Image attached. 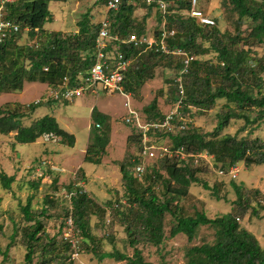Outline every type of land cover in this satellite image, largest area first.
<instances>
[{
    "label": "trees",
    "instance_id": "trees-1",
    "mask_svg": "<svg viewBox=\"0 0 264 264\" xmlns=\"http://www.w3.org/2000/svg\"><path fill=\"white\" fill-rule=\"evenodd\" d=\"M68 0H0L4 17L19 23L21 31L28 28L31 43H19L17 33L0 43V93L21 92L25 82H39L50 87L58 85L60 80L71 77L72 80L86 72L94 62V39L99 23H93L86 13L78 23L76 32L49 30L48 22L53 21L50 9L52 2L62 3ZM169 3L167 29L175 30L174 36L168 39L172 50L183 49L194 56L185 75L184 112L196 108L206 112L213 108L218 100H225L222 110L217 113V126L211 133H204L190 121L187 128L174 134H160L167 137L169 145H184L189 151L207 150L214 156V165L229 171L239 162L248 167L264 165V140L259 137L240 136L248 127L253 132L264 121V0H221L224 12L232 17L233 31L221 30L219 19L215 25L200 24L188 14L191 0H164ZM105 3L107 0H102ZM173 3L174 6L170 4ZM146 6L145 0H121L117 11H110L113 32L121 36L146 33L147 16L141 20L134 17L138 6ZM199 7L206 12V9ZM157 10L158 28L161 32L163 14ZM249 21L247 35L241 28ZM155 34V35H157ZM257 48H263L259 54ZM119 49L126 57H134L135 63L125 74L123 88L125 92H134L155 77L158 67H169L175 64L180 71L183 67L181 58L154 50L142 51L132 45H121ZM213 53L211 59H203ZM48 67V70H44ZM171 80L170 82H172ZM175 94L172 98L175 101ZM42 104V103H41ZM40 104L5 103L0 106V133L14 134L17 143H34L44 133H54L62 143L73 146L75 136L63 129L56 117L46 114L34 117L31 123L25 120L33 116ZM146 120L162 117L158 109L157 98L144 107ZM95 125L91 127L90 141L85 161L99 164L110 142V116L93 109ZM243 120V126L235 134L223 133L230 120ZM159 138V139H160ZM137 146V153L132 158L125 157L120 163L123 186L127 205L121 208L115 204L100 205L83 187L76 183L67 185L71 214L74 224L82 239L85 252L92 253L99 260L106 258L124 264H154L145 260L142 250L137 246L140 241L160 246L166 237L186 235L192 240L200 226H210L215 230L213 243H203L190 247L186 252L185 264H264V246L257 237L238 222V211H245L251 204L252 192L242 185L231 182L236 200L232 211L226 214L209 217L205 212L194 210L187 213L181 200L188 196L193 184L208 185L199 177L200 166H179L176 160L166 159L151 161L143 180L133 175L130 166L141 162L139 149L142 133L137 129L128 137ZM161 142V141H159ZM81 170V168H79ZM165 170V174L163 171ZM15 175H8L0 170V182L4 190H11ZM57 184V179L52 181ZM40 180L31 182L38 188ZM58 190V187H55ZM214 197L221 199L216 186L211 188ZM2 198L0 197V204ZM49 204L56 200L46 196L40 209L32 205V197L25 204H20L23 220L14 224L10 241L5 248L0 246V264H11L10 250L17 239L25 248L22 264H73L69 260L70 244L61 234L50 235L46 229ZM110 204V203H107ZM108 209L117 216L124 226L128 244L133 248L132 255L114 248L112 251H101L100 239L93 233L91 217L98 215L104 218ZM0 205V213H1ZM256 212V210H253ZM257 213V212H256ZM170 215L172 226L166 234V218ZM3 225L0 224V233ZM113 242V239H111ZM165 264V263H164Z\"/></svg>",
    "mask_w": 264,
    "mask_h": 264
},
{
    "label": "rangeland",
    "instance_id": "rangeland-1",
    "mask_svg": "<svg viewBox=\"0 0 264 264\" xmlns=\"http://www.w3.org/2000/svg\"><path fill=\"white\" fill-rule=\"evenodd\" d=\"M199 4L209 14L218 17V25L221 30L233 31L232 17L224 12L221 0H199ZM50 9L54 14V18L52 22L47 23L46 27L64 32L77 31L79 21L86 13H89L90 19L96 24L108 13V9L102 0L52 2ZM145 16H147V36L157 34L155 32L158 28L157 10L139 5L134 12V17L141 20ZM249 27L250 23L247 21L241 28L243 35L248 34ZM28 31L25 28L19 33L21 37L19 43L32 42L29 40ZM257 51L261 54L263 48H257ZM213 55L211 53L202 58L211 59ZM135 61L133 57L132 66ZM178 77L179 71L175 69V64L172 67L161 66L156 69L155 77L152 80L134 92L118 90L113 94L100 92L99 95L87 92L71 102H55L56 104L51 105L42 102L36 109V113L25 120V123L29 124L32 119H35L34 117H41L46 114L55 116L59 125L75 136L76 141L73 146L62 142H44L42 139L35 143H17L13 133L9 135L0 133V170L16 177L11 190H4L0 182V197L2 198L0 224L3 225V230L0 233V246L3 248L7 246L14 224L23 220L20 211L21 203L25 204L27 198L32 197V205L35 209H40L45 197L51 196L55 198L56 204L52 206L49 204L48 214L50 218L46 219V229L50 235L61 234L62 237L64 235H75V238L80 242L81 252L74 264H124L125 262H116L109 258L99 260L94 254L85 252L82 239L76 233V230L73 232L68 231L66 219L70 215L72 206L69 197L66 195L68 192L67 185L77 181L80 182L81 187L100 205L109 207L111 203L116 204L120 200L127 201L119 163L125 157L133 158L137 153L135 142L131 139L128 140V137L136 128L133 124L125 122V115L129 111L125 106L128 101L127 93L130 94V105L143 117L147 115L144 107L149 105L154 98H157L159 112L165 114L174 108L172 94H175L173 89L176 87L175 80ZM171 80L173 81L170 82ZM183 83L185 84V77H183ZM25 86L26 88L22 93H0V106L5 103L25 105L49 93L47 85L41 83L27 82ZM99 88L102 89L101 84ZM224 103L225 100H218L214 107L206 112L192 108L189 112H185L186 119L204 133H211L217 126V113L222 110ZM93 109L110 114L111 123L115 128V133L111 136L107 150L101 156L99 164L85 161V151L90 141V128L95 125V119L92 116ZM243 124V120L232 119L227 128L223 130V133L235 134ZM256 127L251 132L254 126H250L239 135L252 138L259 137L264 140V121ZM159 141L166 145L170 142L167 137H161L158 139ZM48 149L54 150L51 152V156L65 168V172L51 170V163L46 159L48 163L43 169V175L34 177V172L40 167L43 160L41 161L39 156L40 161H38V157L34 158L32 154L35 152L36 155ZM151 161L153 160H144L146 165L150 164ZM28 163L31 166L29 171H27L29 168H26ZM235 167L238 169L237 177L232 178L229 173L221 175L218 171L222 169L215 165L211 167L204 163L201 164L199 168L202 171L199 173V177L207 183L208 188H205L202 184H193L188 196L181 200V204L189 214L194 213V210H199L205 212L209 217H215L229 213L233 208H238L235 205L233 206L236 194L231 186L232 181L242 185L244 189L249 191L258 190L259 192L256 194L252 192L250 206L245 211H238L237 217L240 225L251 231L264 246V165L248 167L244 162H239ZM33 169L35 171L31 172ZM161 171L165 174V170ZM61 174L65 177L60 180ZM54 177H57V181L59 179L60 183L53 184L51 180L55 179ZM37 180H40V184L38 188H34L31 182ZM213 186L217 187L221 199L214 197L211 190ZM55 187H58V190ZM125 205L123 204L124 209ZM66 210H69L68 214H65ZM253 210H256L257 213ZM91 225L93 233L100 239L101 251H112L117 248L132 255L133 248L128 244L124 226L113 213H107L104 218H100L96 214L93 215ZM171 226L172 218L168 215L166 218L167 235ZM111 239H113V242H111ZM214 240L215 230L206 225L198 228L197 234L192 240H189L184 234H179L175 237L167 236L160 246H154L143 241L137 243V246L142 250L143 256L148 262L154 264H185L187 261L186 252L190 247L203 243H213ZM24 255L25 248L18 238L10 250L9 263L22 264ZM1 259L0 256V261Z\"/></svg>",
    "mask_w": 264,
    "mask_h": 264
},
{
    "label": "built area",
    "instance_id": "built-area-1",
    "mask_svg": "<svg viewBox=\"0 0 264 264\" xmlns=\"http://www.w3.org/2000/svg\"><path fill=\"white\" fill-rule=\"evenodd\" d=\"M145 2L148 6L154 5V8L160 10L163 14V22L159 34L138 36L136 33H130L127 36H121L119 33L113 32L110 11H117L121 6V0H107L106 7L108 13L99 22L98 32L94 39V62L91 67L86 72L80 73L74 80L68 76L63 77L58 85L49 89V93L46 96L35 100L33 103L41 104L47 101L71 102L87 92L95 95H99L100 92L113 94L118 90L123 92V81L125 74L132 66V57H126L125 53L119 49V44L132 45L144 52L154 50L167 55L178 56L181 58L183 67L179 71V77L175 80L177 98L171 111L162 114V117L158 119L146 120V116L143 117L136 109L132 108L129 102L130 94L127 93L128 101L125 103V106L129 111L125 115V122L133 124L142 133V145L139 149L141 162L134 163L130 167V170L135 177L143 180L147 173H153V169L148 168V165L144 162L147 159L154 161L173 159L176 160L179 166L196 167L204 163L213 167L214 156L207 150L189 151L184 145L173 146L158 142L160 134H174L187 128L188 120L184 112L185 85L183 77L189 72V66L194 60V56L183 49L177 48L172 50L169 47L168 39L175 34V30L167 29L169 3L164 0H145ZM170 5L174 6L173 3ZM188 14L200 24L215 25V19L212 15L199 7V0H191ZM21 29L22 27L19 23L4 17L2 6L0 8V43L16 35ZM44 70L47 71L48 67H45ZM100 84L102 85V89L99 88ZM41 139L44 142L57 143L61 141V138L54 133H44ZM47 163L46 160L42 161L40 167L35 171L34 177H41L43 175V169ZM51 168L59 170L53 165H51ZM237 171L238 169L234 166L229 172L225 170H219L218 172L221 175L229 173L232 178H236ZM77 185L81 187L80 182H77ZM84 191L86 190L84 189ZM66 195L71 198L72 193L67 192ZM123 204L127 205V202L120 200L115 204V207L121 208ZM108 213H111L110 210H108ZM66 225L69 232L76 230V233L79 234L71 214L66 219ZM64 239L70 244L71 252L69 260L74 264L81 252L80 242L75 238L74 234L64 235Z\"/></svg>",
    "mask_w": 264,
    "mask_h": 264
},
{
    "label": "crops",
    "instance_id": "crops-1",
    "mask_svg": "<svg viewBox=\"0 0 264 264\" xmlns=\"http://www.w3.org/2000/svg\"><path fill=\"white\" fill-rule=\"evenodd\" d=\"M53 3H57V2H53ZM46 26H47V24H46ZM47 28V27H46ZM47 29H49V30H53V29H50V28H47ZM76 31V30H75ZM74 31V32H75ZM27 82H25V84H26ZM37 83H39V82H37ZM25 84H24V88H23V90L21 91V93L25 90V88H26V86H25ZM41 84H44V85H47V90L49 91V89L51 88L48 84H45V83H41ZM46 91V90H45ZM53 103H55V101H47V104L46 105H51V104H53ZM57 103H60V102H57ZM26 104H29V103H26ZM56 104V103H55ZM99 111V110H98ZM100 112H102V113H104V114H107V115H109L110 116V114H108V113H106V112H104V111H100ZM35 113H36V111H35ZM44 116V115H43ZM42 117V116H41ZM55 117V116H54ZM36 118H38V117H36ZM57 119V118H56ZM109 123H110V127H111V133H110V138H111V136H113L114 135V133H115V128H113V124L111 123V116H110V120H109ZM92 127V126H91ZM90 132H91V128H90ZM41 139V138H40ZM39 139V140H40ZM38 141V140H37ZM36 141V142H37ZM35 143V142H34ZM109 145V144H108ZM87 147H88V145H87ZM108 147V146H107ZM107 150V149H106ZM54 150L53 149H48V150H44V151H41L39 154H36L35 155V152L32 154L33 156H34V158H36V157H38V161H40V159H41V161L42 160H49V162L51 163V165H53L54 167H57L59 170L58 171H60V172H65V168L62 166V165H60V164H58L54 159L55 158H53L51 155V152H53ZM45 152V153H44ZM86 152H87V149H86V151H85V154H86ZM39 156H40V159H39ZM86 156V155H85ZM32 157V156H31ZM30 157V158H31ZM46 160V161H47ZM30 162V161H29ZM48 162V161H47ZM42 163V162H41ZM51 167V166H50ZM26 168H29L27 171H29L30 170V168H31V166H30V163H28L27 164V166H26ZM51 170H53V171H55L54 169H52V168H50ZM35 170L33 169V171H31V172H34ZM57 171V170H56ZM34 174H35V172H34ZM34 176V175H33ZM61 176L62 177H59L60 178V180L62 179V178H64L65 176L64 175H62L61 174ZM55 179H57V177H54ZM17 179H18V177H17ZM51 181H54V179L53 180H51ZM58 183H60V181H59V179H58V181H57Z\"/></svg>",
    "mask_w": 264,
    "mask_h": 264
}]
</instances>
